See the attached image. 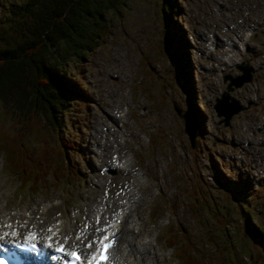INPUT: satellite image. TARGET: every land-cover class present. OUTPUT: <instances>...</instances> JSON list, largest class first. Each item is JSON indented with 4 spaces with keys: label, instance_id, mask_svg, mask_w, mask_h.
I'll return each mask as SVG.
<instances>
[{
    "label": "rangeland",
    "instance_id": "rangeland-1",
    "mask_svg": "<svg viewBox=\"0 0 264 264\" xmlns=\"http://www.w3.org/2000/svg\"><path fill=\"white\" fill-rule=\"evenodd\" d=\"M25 1L0 0V30L13 41L23 37L9 28L10 9ZM158 1L125 0L118 11L105 12L110 28L102 45L82 60L70 57L61 64L75 91L85 95L74 97L63 117L66 133L76 139L79 174L53 175L55 183L29 191L4 173L0 158V223L8 217L7 224L15 227L46 231L66 217L69 235L83 242L88 234L93 246L100 224L122 210L128 212L120 225L133 235L122 233L123 240L132 239L137 256L146 251L142 264H173L160 227L174 236L186 234L190 242L181 245L204 264H217L220 256L221 264H264L263 246L243 226L248 211L251 222L264 231V77L255 80L254 74L233 93L248 99L259 94L262 102L232 117L227 129L217 126L213 101L206 100L221 89L240 49L254 67L264 65V0H175L180 17L173 20L182 32L196 109L185 102V81L171 84L178 70L166 51ZM172 106L188 109L202 126L191 148ZM0 119L9 129L10 117L1 108ZM45 138L52 142V134ZM210 159L218 162L229 185L216 184ZM77 176L83 178L80 185ZM194 194L209 205L203 200L188 217L192 204L187 197L192 200ZM218 225L223 235L215 234L210 247L204 237Z\"/></svg>",
    "mask_w": 264,
    "mask_h": 264
},
{
    "label": "trees",
    "instance_id": "trees-1",
    "mask_svg": "<svg viewBox=\"0 0 264 264\" xmlns=\"http://www.w3.org/2000/svg\"><path fill=\"white\" fill-rule=\"evenodd\" d=\"M124 2L125 0H26L10 9L9 28L23 39L13 41L12 36L0 30V108L8 113L11 120L10 128L6 129L3 119H0V157L5 172L13 176L20 187L37 190L54 182L53 175L62 178L65 174H79L74 157L77 153L76 139L66 133L63 117L71 100L74 97L85 98V95L80 89L75 91L74 83L61 69V64L70 57L82 60L100 47L110 28L105 22L104 13L118 11V7ZM158 3L166 51L170 62L178 70V74L172 77L171 84L184 80L186 100L196 109L192 102L190 64L187 62L182 32L173 20V17H180L179 6L175 0H159ZM76 85L79 87L78 83ZM47 134H52L50 144L46 142ZM52 158L57 160L58 170L54 169L50 160ZM210 162L216 184L224 182L226 186L229 185L218 162L211 159ZM75 179L77 185L83 181L79 176ZM245 188L241 187V191H245ZM187 200V204H197L194 208L191 205L190 212L186 215L188 217H194V211L200 210L203 200H206V206L209 203L198 194H194L192 200L189 195ZM168 205L171 206L170 201ZM247 213L245 211L243 226L249 236L254 237L264 248V231L251 222ZM223 215L226 216L227 212ZM215 216L219 221L223 218L221 215ZM154 219L157 221L159 216H154ZM225 227L228 228V225ZM216 228L204 237L210 242V247L216 243L212 239L215 234L219 233L218 237L223 235L220 226ZM160 231L163 245L166 248L173 247L175 264H204L200 259L198 261L194 258L192 251L181 247V237L190 242L186 234L179 240H174L177 236L164 234L167 231L165 228L161 227ZM231 248L230 244L226 248L227 254L230 253L229 260L233 255ZM217 262H223L221 256ZM253 264H258L257 260Z\"/></svg>",
    "mask_w": 264,
    "mask_h": 264
},
{
    "label": "water",
    "instance_id": "water-1",
    "mask_svg": "<svg viewBox=\"0 0 264 264\" xmlns=\"http://www.w3.org/2000/svg\"><path fill=\"white\" fill-rule=\"evenodd\" d=\"M236 69L240 74L232 78L226 77L228 83L225 90L221 93L219 98L215 99L212 105L215 117L219 118L217 123H222L223 126L229 124L231 116L235 115L240 110L246 109V106L241 105L237 99L231 98L228 92L231 91L233 87H239L241 84L248 82L252 70L246 64H238ZM173 109L176 115L182 119V131L186 135L189 145L192 147L193 141L199 130V125L188 109L183 112H180L175 106H173Z\"/></svg>",
    "mask_w": 264,
    "mask_h": 264
},
{
    "label": "bare ground",
    "instance_id": "bare-ground-1",
    "mask_svg": "<svg viewBox=\"0 0 264 264\" xmlns=\"http://www.w3.org/2000/svg\"><path fill=\"white\" fill-rule=\"evenodd\" d=\"M134 201V200H133ZM133 204H135L134 202L131 204V206L133 207ZM135 208L133 207V210H134ZM132 210V211H133ZM130 211V210H129ZM104 212V211H103ZM128 212V211H127ZM126 214L127 213H124V212H120L119 213V215L118 216H116V217H120V218H124L125 216H126ZM89 220H91V218L90 217H88L87 218V222H89ZM6 221H8V220H6ZM6 221H4V223H7ZM57 221V224L56 225H54L53 227H51L47 232H46V234H45V236H50V237H52V240H54L55 238H61L60 239V241H57V242H64L63 240H66L65 239V232H68V236H66L67 237V243H66V245H68L69 246V248L71 249V248H73V245L75 244H77L78 246H80V247H82V249H84V250H90L92 247H87V244L91 241H88L90 238L89 237H87V235L88 234H83L84 236H85V240L83 241V242H81L79 239L76 241L75 239H73V237H71L70 235H69V233H70V231L71 230H68V221H67V218L65 217V218H60V219H57L56 220ZM92 221V220H91ZM92 223H93V221L92 222H89L88 223V225L90 224V225H92ZM103 225H105V227H106V224H103ZM124 225V224H123ZM14 227V228H13ZM0 228H3L2 226L0 227ZM15 229L13 232H15L16 233V235H21L22 234V232H20L21 231V229H23V228H25V229H27V227H15V225H12L11 226V229ZM112 228V227H111ZM4 230H5V228H3ZM12 229V230H13ZM112 229H114V231H115V233L118 235L117 237H118V239H117V243L115 244V246H114V252H113V257H114V261L115 262H117V263H121V261H123L124 260V251L126 252V250H127V253L128 254H132V255H134V248H133V243H132V239H129V240H125V244H124V246H121V245H123L122 244V236H121V232H124V234H125V236H126V234H128L129 236H133L132 235V230L130 229V228H128L127 226H123V227H120L119 225L117 226V225H115ZM11 230V231H12ZM13 232H11V233H13ZM73 232V231H72ZM28 233V232H27ZM63 233V235H61ZM40 235H41V233H40ZM82 235V234H81ZM9 237H11L12 238V236L10 235V233H9V235H8ZM90 236H92V232H90ZM135 238V237H134ZM135 240V239H134ZM76 248V247H75ZM137 253H138V250H137ZM130 264H138L136 261H134V262H132V263H130Z\"/></svg>",
    "mask_w": 264,
    "mask_h": 264
},
{
    "label": "snow or ice",
    "instance_id": "snow-or-ice-1",
    "mask_svg": "<svg viewBox=\"0 0 264 264\" xmlns=\"http://www.w3.org/2000/svg\"><path fill=\"white\" fill-rule=\"evenodd\" d=\"M97 231H100V229H97ZM9 233L5 232L3 234V236H0V240H3L5 236H8ZM12 236H15L16 233L13 232L11 233ZM111 237H115V233H112L110 235H105L103 237V240L100 241L101 245H102V249L98 250L100 255L99 257L97 255H93L91 257V259L87 260V264H101V261H109V257L106 255V252L107 250L113 248V242H112V238ZM29 240H34L35 237L34 235L32 234H29V237H28ZM76 239H79V237H76ZM52 240V237H49V241ZM65 243H67V239L65 240ZM51 243L49 244V247H51ZM17 247H19V245H17ZM31 249L35 250L36 249V245L33 243L30 245ZM75 244L73 245V248H75ZM87 247H92V242H89L87 244ZM55 251L57 253H63L64 255H69L71 257V260L69 261V264H76L77 261L80 260L81 258V255H83V253H78L77 251H72L71 253H67L64 251V245L61 244L60 247L56 248ZM57 258V257H54V259ZM0 264H3L2 261H0Z\"/></svg>",
    "mask_w": 264,
    "mask_h": 264
}]
</instances>
